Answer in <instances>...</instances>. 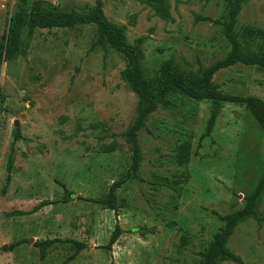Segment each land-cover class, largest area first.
<instances>
[{
    "label": "rangeland",
    "instance_id": "obj_1",
    "mask_svg": "<svg viewBox=\"0 0 264 264\" xmlns=\"http://www.w3.org/2000/svg\"><path fill=\"white\" fill-rule=\"evenodd\" d=\"M35 1L0 0V37L9 19ZM40 1L78 15L96 4ZM102 4L107 21L141 50L148 79L166 62L199 74L230 51L212 22L222 18L224 0H169L168 19L138 0ZM238 22L264 31V0H249ZM96 40L94 26L25 28L20 52L0 68V264H65L74 253L67 244H55L39 260L33 244L53 239L86 245L67 264H198L222 227L219 217L241 210L262 175V134L245 108L224 104L212 134L201 140L210 104L173 95L170 107L158 106L137 134L138 177L116 192V210L96 203L131 167L124 133L139 115L138 98L123 82L126 63ZM213 83L220 92L264 101V70L256 66H232ZM14 130L20 138L8 173ZM46 201L56 203L21 216ZM257 215L264 220V196ZM115 227L120 236L107 251ZM227 247L239 261L219 264H264V222L239 225Z\"/></svg>",
    "mask_w": 264,
    "mask_h": 264
},
{
    "label": "trees",
    "instance_id": "obj_2",
    "mask_svg": "<svg viewBox=\"0 0 264 264\" xmlns=\"http://www.w3.org/2000/svg\"><path fill=\"white\" fill-rule=\"evenodd\" d=\"M141 4L150 8L153 13L168 19L169 0H138ZM249 0H224V14L221 19L212 21L222 29L223 38L230 47L227 56L218 60L199 74L178 70L172 62L164 63L155 79H148L144 75L141 66V50L127 43L124 28L115 26L107 21L103 14L102 0H96L94 9L84 15L74 12L60 13L49 9L40 0H36L28 12L20 11L13 15L7 24L6 31L0 37V68L2 64L15 57L20 52V36L25 28L31 33L36 29H74L77 26H94L97 30L96 46L109 48L120 55L126 67L123 73V82L127 88L138 98L139 115L133 125L124 133L126 143L131 152L132 164L122 179L112 183L107 194L96 203L101 204L111 211L117 208L116 192L128 181L137 179L140 167V148L137 143V134L144 127L147 117L157 110L158 106L163 109L170 107L169 98L173 95L210 104V117L206 124L205 132L201 140L209 137L214 129L219 111L224 104L243 107L251 115L264 139V101L255 97L230 95L217 90L213 78L218 72L235 65L256 66L264 70V31L254 26H242L238 22L241 9ZM207 20V19H206ZM4 98L0 96V103L4 104ZM13 143L7 161L8 173L12 170L14 143L19 140L20 134L13 131ZM108 150V149H107ZM113 151V148H112ZM108 150L104 153L112 152ZM180 153V162H184V155ZM9 180V176L7 177ZM264 196V169L253 192L243 196L244 206L241 210L220 216L222 227L213 235V238L203 252L198 264H219L222 261H239L228 249L227 244L235 229L249 219H255L258 224L264 222L257 215L259 203ZM64 198L63 202H68ZM56 202H43L32 208L30 212L21 216H30L37 213L42 207L54 205ZM120 230H115L104 248L110 251L117 242ZM23 242L10 246L9 249L21 245ZM70 245L74 253L65 261V264L73 261L77 255L86 249V245L75 240L53 239L40 240L33 244L38 250L39 260L43 262L47 251L55 244Z\"/></svg>",
    "mask_w": 264,
    "mask_h": 264
},
{
    "label": "water",
    "instance_id": "obj_3",
    "mask_svg": "<svg viewBox=\"0 0 264 264\" xmlns=\"http://www.w3.org/2000/svg\"><path fill=\"white\" fill-rule=\"evenodd\" d=\"M14 128L17 129V122L14 123ZM7 249H8V247L7 246H4L2 248V252H7Z\"/></svg>",
    "mask_w": 264,
    "mask_h": 264
}]
</instances>
